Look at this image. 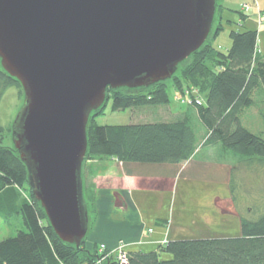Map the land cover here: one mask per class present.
<instances>
[{"label": "water", "instance_id": "1", "mask_svg": "<svg viewBox=\"0 0 264 264\" xmlns=\"http://www.w3.org/2000/svg\"><path fill=\"white\" fill-rule=\"evenodd\" d=\"M216 0H0V67L24 91L12 142L56 235L90 228L82 178L107 88L166 81L208 40Z\"/></svg>", "mask_w": 264, "mask_h": 264}, {"label": "trees", "instance_id": "2", "mask_svg": "<svg viewBox=\"0 0 264 264\" xmlns=\"http://www.w3.org/2000/svg\"><path fill=\"white\" fill-rule=\"evenodd\" d=\"M216 1L207 42L179 64L172 78L149 87L107 88L105 103L89 118L84 164L91 159L110 158L123 163L180 165L206 147L218 149L220 157L264 163V135L252 132L243 124L245 112L256 105L255 97H264V55L258 46V31H232L230 49L226 53L215 49L214 40L223 30L226 10ZM240 17L246 18L242 13ZM11 86L22 88L0 67V98L2 91ZM170 86L182 93L186 87L199 90L203 104L194 101L189 110L188 107L170 122L97 124V118L104 114L110 102L113 112L169 105ZM198 133L203 137L201 143ZM2 134L0 128V217L7 221L13 216L21 217L25 230L0 241V264H92L99 246L88 248L87 245L96 211L90 207L92 198L83 175L84 164L82 178L90 228L77 248L63 242L54 232L33 195L27 166L13 142L12 146L4 144ZM22 192L28 193L29 200ZM163 253L172 258L162 260ZM130 264H264V214L257 220L243 218L240 237L170 241L158 252H130Z\"/></svg>", "mask_w": 264, "mask_h": 264}, {"label": "crops", "instance_id": "3", "mask_svg": "<svg viewBox=\"0 0 264 264\" xmlns=\"http://www.w3.org/2000/svg\"><path fill=\"white\" fill-rule=\"evenodd\" d=\"M236 166L213 147L180 165L97 160L94 179L106 209L94 215L90 240L108 249L124 242L131 253H149L164 241L240 237L242 218L232 198Z\"/></svg>", "mask_w": 264, "mask_h": 264}, {"label": "rangeland", "instance_id": "4", "mask_svg": "<svg viewBox=\"0 0 264 264\" xmlns=\"http://www.w3.org/2000/svg\"><path fill=\"white\" fill-rule=\"evenodd\" d=\"M226 10L223 13V21L219 37L214 40V47L221 52H227L232 41L230 33L232 31H244L246 29L256 30L259 35V49L264 55V19L259 26V17L264 18V0H219ZM249 4L252 8L259 5V9H251L249 12L245 10V5ZM240 13L246 16L245 19L240 17ZM218 16L216 24L219 25ZM212 65V63H210ZM171 103L167 106L160 107H143L130 108L123 111L113 112L111 110L112 102L108 105L104 114L97 118L98 125H129L143 124L148 122H159L163 120L174 121L181 113L190 109L198 98L203 99L199 90H191L187 87L184 92L169 88ZM256 105L247 110L243 116V124L252 132L264 135V97H255ZM24 93L22 88L11 86L2 91L0 98V128L3 131L1 135L2 141L7 146H12L10 133L12 126L24 106ZM170 113L171 117L165 118L164 115ZM172 113V114H171ZM174 114V116H173ZM169 115V116H170ZM176 115V116H175ZM199 130V125L197 124ZM199 140H202V135L198 133ZM226 157H222L225 159ZM97 159H91L84 164V179L88 186V193L92 200L91 208L95 209L96 214L105 213L106 205L100 203V193L95 184V168ZM227 161L232 165H237L234 169V187L232 190V198L234 201L233 210L238 212V216L242 219L257 220L264 214V163L260 161L241 162L236 158L227 157ZM95 174V175H94ZM24 197L29 200L28 193L22 192ZM101 213V214H102ZM98 216V217H99ZM94 217V216H93ZM97 218V216H96ZM94 220V219H93ZM96 224V223H95ZM94 224V225H95ZM25 226L21 217H10L9 221L0 217V241L7 238L15 237L19 231H24ZM91 235V234H90ZM90 235L87 238L88 248L93 247L90 240ZM129 250V249H128ZM94 251V249H92Z\"/></svg>", "mask_w": 264, "mask_h": 264}, {"label": "built area", "instance_id": "5", "mask_svg": "<svg viewBox=\"0 0 264 264\" xmlns=\"http://www.w3.org/2000/svg\"><path fill=\"white\" fill-rule=\"evenodd\" d=\"M254 3L257 0H253ZM259 9V5L257 7ZM251 7L249 4L245 5V10L249 12L251 9H256ZM262 16L259 17V26L263 22ZM198 105L203 104V100L198 98L196 100ZM192 104V103H191ZM152 232V230H150ZM168 242L164 241L162 246H165ZM129 246L124 242H119L114 249H108L105 244H100L97 250V258L92 264H130V251L128 250Z\"/></svg>", "mask_w": 264, "mask_h": 264}]
</instances>
